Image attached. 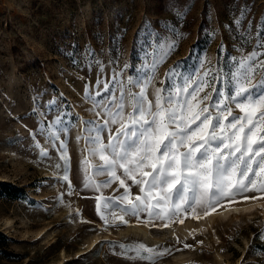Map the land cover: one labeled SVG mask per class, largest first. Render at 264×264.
<instances>
[{"label":"rangeland","instance_id":"obj_1","mask_svg":"<svg viewBox=\"0 0 264 264\" xmlns=\"http://www.w3.org/2000/svg\"><path fill=\"white\" fill-rule=\"evenodd\" d=\"M245 9L237 28L234 21ZM262 19L264 0H0V183L22 189L11 199L0 187V264H149L127 258L113 243L167 249L154 264H264L259 235L264 193L248 192L209 209L245 207L214 217L188 238L173 233L175 220L198 225L202 210L151 223L146 214L139 221L126 216L127 224L113 223L109 216L106 225L97 215L95 198L119 196L123 189L116 190L118 182L101 192L84 188V142L76 140L81 120L97 119L84 98L85 85L95 92L98 77L111 81L123 73L117 79L126 80L140 67L143 49L154 36L177 44L157 72L155 87H165V73L177 64L190 72L206 57L211 62L206 66L226 67L230 57H240L241 47L245 54L252 52ZM249 23L252 39L242 44L240 34ZM126 63L131 67L125 70ZM52 100L71 113L64 119L74 125L61 135L67 140L71 190L61 178L63 166L56 167L63 165L59 141L53 148L37 133L41 119L47 124L57 115H40ZM37 142L47 157L40 155ZM138 191L132 187L134 194Z\"/></svg>","mask_w":264,"mask_h":264},{"label":"snow or ice","instance_id":"obj_2","mask_svg":"<svg viewBox=\"0 0 264 264\" xmlns=\"http://www.w3.org/2000/svg\"><path fill=\"white\" fill-rule=\"evenodd\" d=\"M245 16L246 9L234 21L237 28ZM240 39L242 44L251 41V23ZM255 39L252 52L245 54L241 47L240 57H230L226 67L206 66L211 64L206 57L190 72L180 71L177 64L165 73L167 85L155 87L159 67L177 47L175 41L157 35L144 47L140 67L126 80L117 79L123 73L114 74L111 81L98 77L95 92L85 85L84 98L97 119L81 120L83 128L76 137L78 143L84 142L80 161L84 188L101 192L118 182L116 190L123 189L119 196L101 193L95 198L97 215L106 225L109 216L113 223L127 224L126 216L139 221L141 214H146L147 223L198 209L207 215L224 201L248 192L264 193V19ZM129 67L124 65L125 70ZM45 107L42 117L53 111L57 115L47 124L41 119L37 133L53 148L59 141L63 165L56 167L63 166L61 178L71 190L67 140L61 139L74 126L64 119L71 113L56 100ZM38 109L39 105L34 112ZM36 147L42 157L49 155L38 142ZM101 176L106 179L98 181ZM133 186L138 193L132 192ZM259 235L264 240V231ZM116 246L127 258L149 264L168 251L158 252L143 243H113Z\"/></svg>","mask_w":264,"mask_h":264},{"label":"bare ground","instance_id":"obj_3","mask_svg":"<svg viewBox=\"0 0 264 264\" xmlns=\"http://www.w3.org/2000/svg\"><path fill=\"white\" fill-rule=\"evenodd\" d=\"M244 207V206H243ZM241 209H245L241 207L237 208L235 206L231 208H225L220 209L217 211H210L207 215H201V221L198 223V225H195L191 219L187 220V222L180 223L179 221L175 220V224L173 225V233L179 234L185 238L191 237L194 235V233L199 232L202 228L204 223L208 224L214 217L221 216V215H227L228 213L232 211H239ZM222 264V263H221Z\"/></svg>","mask_w":264,"mask_h":264},{"label":"trees","instance_id":"obj_4","mask_svg":"<svg viewBox=\"0 0 264 264\" xmlns=\"http://www.w3.org/2000/svg\"><path fill=\"white\" fill-rule=\"evenodd\" d=\"M0 187H2L8 193L7 195L11 199H17L18 193L22 191L21 188L8 184L6 182H1Z\"/></svg>","mask_w":264,"mask_h":264}]
</instances>
